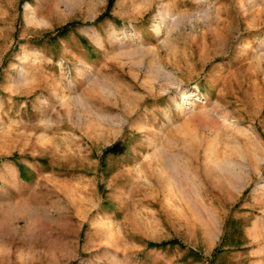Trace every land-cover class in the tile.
I'll list each match as a JSON object with an SVG mask.
<instances>
[{
    "label": "rangeland",
    "instance_id": "rangeland-1",
    "mask_svg": "<svg viewBox=\"0 0 264 264\" xmlns=\"http://www.w3.org/2000/svg\"><path fill=\"white\" fill-rule=\"evenodd\" d=\"M108 2L0 0V264H264V0Z\"/></svg>",
    "mask_w": 264,
    "mask_h": 264
},
{
    "label": "trees",
    "instance_id": "trees-1",
    "mask_svg": "<svg viewBox=\"0 0 264 264\" xmlns=\"http://www.w3.org/2000/svg\"><path fill=\"white\" fill-rule=\"evenodd\" d=\"M111 4H112V0H109L108 5H107V10L110 9ZM102 17H103V15H101L98 18L97 21L101 20ZM71 26H73V25H66V26L62 27L61 29L57 30L58 35H65L67 32H69L71 30ZM123 151H124V146L121 145L120 143H115L112 146L106 148L104 150V152H103V155L104 156L105 155H108V154H111V155H119V154L123 153ZM15 158L16 157H14V159ZM20 172H21V176L26 178V176H25V174L23 172V168L22 167H20Z\"/></svg>",
    "mask_w": 264,
    "mask_h": 264
}]
</instances>
